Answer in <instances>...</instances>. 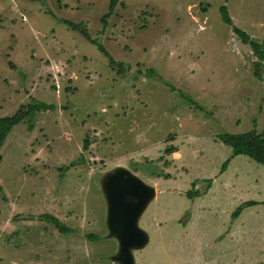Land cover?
I'll use <instances>...</instances> for the list:
<instances>
[{
	"label": "rangeland",
	"instance_id": "1",
	"mask_svg": "<svg viewBox=\"0 0 264 264\" xmlns=\"http://www.w3.org/2000/svg\"><path fill=\"white\" fill-rule=\"evenodd\" d=\"M109 2L0 0V120L32 114L0 147V264H117L118 169L155 190L135 264H264V167L219 140L264 136V61L220 14L264 48V0Z\"/></svg>",
	"mask_w": 264,
	"mask_h": 264
},
{
	"label": "water",
	"instance_id": "2",
	"mask_svg": "<svg viewBox=\"0 0 264 264\" xmlns=\"http://www.w3.org/2000/svg\"><path fill=\"white\" fill-rule=\"evenodd\" d=\"M102 194L106 202L108 237L118 244L112 261L135 264L132 253L145 248L149 241L138 222L154 199L155 190L128 171L118 169L102 182Z\"/></svg>",
	"mask_w": 264,
	"mask_h": 264
},
{
	"label": "trees",
	"instance_id": "3",
	"mask_svg": "<svg viewBox=\"0 0 264 264\" xmlns=\"http://www.w3.org/2000/svg\"><path fill=\"white\" fill-rule=\"evenodd\" d=\"M224 1L227 3L229 0H224ZM117 4H118V0H110L109 6H108L109 16H110V13H112V11L115 9V6H117ZM202 12L207 13L206 9L202 10ZM220 14H221L222 22L225 25H228L231 27L232 33L239 39V41L243 45L249 46V48L253 51V53L256 55L258 60L260 62H263L264 61V48L260 44L256 43L254 40H251L246 33L235 28L232 25V21L228 15V11L225 6L220 8ZM103 25L105 27L106 25L105 21H103ZM99 49L105 56L108 57V54L107 52H105L104 48L99 46ZM110 62L113 64L112 60H110ZM257 67H259V65H257ZM39 107L42 109L49 108L42 104H39ZM27 115H31L32 117V114L26 113L22 116L20 115L12 119H1L0 120V147L3 145L11 129L15 125L19 124L24 119V117H26ZM219 140L224 146L229 147L232 150V158L238 157V156H244L254 161L258 165L264 167V136H262L261 134L259 135L255 132H249L244 135L225 134L223 136H220ZM87 147H88V139H85L84 149H87ZM173 152L174 150H169L167 153L172 154ZM228 163L229 162L224 163V165L221 168L222 172L226 171L228 167ZM255 205H256L255 203H247L246 206H244V208L250 207V206L252 207ZM242 209H243L242 207H239L238 209H236V211L232 214V218L234 219L238 218L240 213L242 212ZM44 219L47 220L56 229H58L59 232L61 233L69 232L67 228L64 227L57 219L53 217H48V216L45 217ZM88 239L95 240L97 238H95L94 236H88Z\"/></svg>",
	"mask_w": 264,
	"mask_h": 264
},
{
	"label": "crops",
	"instance_id": "4",
	"mask_svg": "<svg viewBox=\"0 0 264 264\" xmlns=\"http://www.w3.org/2000/svg\"><path fill=\"white\" fill-rule=\"evenodd\" d=\"M241 214V213H240ZM242 223V222H241ZM233 232V231H232ZM230 230H228V234H229V237L232 239V237L234 236V235H231V233H232Z\"/></svg>",
	"mask_w": 264,
	"mask_h": 264
}]
</instances>
